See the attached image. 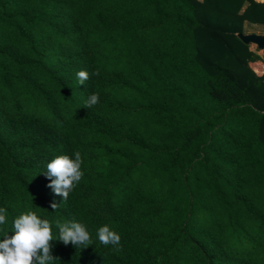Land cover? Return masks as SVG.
<instances>
[{"label": "trees", "instance_id": "trees-1", "mask_svg": "<svg viewBox=\"0 0 264 264\" xmlns=\"http://www.w3.org/2000/svg\"><path fill=\"white\" fill-rule=\"evenodd\" d=\"M257 27L259 0H0V240L31 210L90 232L53 264H264V72L237 36ZM76 151L63 200L43 172Z\"/></svg>", "mask_w": 264, "mask_h": 264}, {"label": "clouds", "instance_id": "clouds-1", "mask_svg": "<svg viewBox=\"0 0 264 264\" xmlns=\"http://www.w3.org/2000/svg\"><path fill=\"white\" fill-rule=\"evenodd\" d=\"M99 70L89 73L80 70L76 73L79 85H85L90 76H99ZM99 103V93L91 94L85 101L84 108H92ZM82 158L79 151L74 152V158L68 155L55 156L47 163V170L44 175L50 180L47 187L53 192L67 200L70 192L79 183L83 176L81 171ZM55 210L58 204L53 202L50 205ZM7 210L0 208V225L6 223ZM53 224L59 230L58 238L53 235ZM11 231L14 233L8 236L6 233L0 240V264H53L56 257L52 255L50 241L59 240L65 246L72 244L74 247L86 248L93 241L90 232L85 224L72 221H54L40 218L35 211L28 210L18 215L12 223ZM98 240L104 246L111 245L116 251L121 249V237L114 230L105 224L97 229Z\"/></svg>", "mask_w": 264, "mask_h": 264}, {"label": "water", "instance_id": "water-1", "mask_svg": "<svg viewBox=\"0 0 264 264\" xmlns=\"http://www.w3.org/2000/svg\"><path fill=\"white\" fill-rule=\"evenodd\" d=\"M237 36L244 43L254 46L259 50H264V33H237Z\"/></svg>", "mask_w": 264, "mask_h": 264}, {"label": "rangeland", "instance_id": "rangeland-1", "mask_svg": "<svg viewBox=\"0 0 264 264\" xmlns=\"http://www.w3.org/2000/svg\"><path fill=\"white\" fill-rule=\"evenodd\" d=\"M258 31H264V28H255ZM254 47V46H252ZM258 53L261 55L262 59L259 61H255L250 63L251 67L254 69L255 72L257 73H262L264 72V50H259L258 49Z\"/></svg>", "mask_w": 264, "mask_h": 264}, {"label": "crops", "instance_id": "crops-1", "mask_svg": "<svg viewBox=\"0 0 264 264\" xmlns=\"http://www.w3.org/2000/svg\"><path fill=\"white\" fill-rule=\"evenodd\" d=\"M259 1H264V0H259ZM246 26H247V29H249V25L248 24H246ZM257 31V30H256ZM263 73V72H262ZM258 74H261V73H258Z\"/></svg>", "mask_w": 264, "mask_h": 264}]
</instances>
